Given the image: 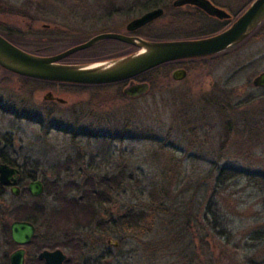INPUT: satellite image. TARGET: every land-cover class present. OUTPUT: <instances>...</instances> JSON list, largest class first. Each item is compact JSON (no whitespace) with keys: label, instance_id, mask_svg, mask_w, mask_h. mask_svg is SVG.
Returning a JSON list of instances; mask_svg holds the SVG:
<instances>
[{"label":"rangeland","instance_id":"1","mask_svg":"<svg viewBox=\"0 0 264 264\" xmlns=\"http://www.w3.org/2000/svg\"><path fill=\"white\" fill-rule=\"evenodd\" d=\"M173 1L0 0V31L27 51L52 56L105 31L123 33L157 5L163 16L137 32L146 39L188 38L226 24L175 9ZM250 1L240 0L233 15ZM111 47L66 61L134 50ZM188 65L181 82L165 67L141 75L150 85L137 98L124 95L126 83L52 84L0 69V161L44 183L38 199L5 198L7 228L31 210L38 214L40 233L27 251L52 245L67 255L66 264H264V89L252 86L264 72V40ZM47 93L65 104L43 101ZM216 102L236 106L231 119ZM223 167L263 183L243 177L218 185L214 176ZM114 176L118 186L105 183ZM54 187L66 196L57 197ZM92 188L108 195L95 202L93 215H62L69 198L82 199ZM129 211L139 219L134 230L120 221ZM15 248L0 236V253Z\"/></svg>","mask_w":264,"mask_h":264},{"label":"water","instance_id":"2","mask_svg":"<svg viewBox=\"0 0 264 264\" xmlns=\"http://www.w3.org/2000/svg\"><path fill=\"white\" fill-rule=\"evenodd\" d=\"M185 5H198L206 14L219 20L229 18L225 11L207 6L209 5L208 1H205L203 6L198 4V0H176L173 3L174 7ZM161 15L162 9L147 12L134 20L129 25V30H135ZM263 20L264 0H254L227 29L204 39L152 42L120 34H101L54 56H40L26 52L0 35V68L19 77L50 83L84 86L115 84L131 80L171 61L205 58L221 54L246 39ZM106 39L132 46L136 51L124 57L84 65L61 63L67 57ZM184 75V71H175L172 78L179 81L184 78ZM252 86L264 88V72L253 78ZM148 90L149 86L146 83L131 82L123 93L127 97L137 98L146 94ZM42 100L65 104L64 100L54 97L52 93L45 94ZM16 181L17 171L6 164H0V195L3 194L6 187H14ZM29 190L33 196H39L43 193V186L40 181H36L29 185ZM11 191L13 195H18L17 188H11ZM34 232V225L30 222L15 221L10 225L11 239L19 246L28 244L33 238ZM39 257L45 259L47 264H62L66 258L59 250L52 253L44 251ZM10 263L24 264V251H15L10 256Z\"/></svg>","mask_w":264,"mask_h":264},{"label":"flooded vegetation","instance_id":"3","mask_svg":"<svg viewBox=\"0 0 264 264\" xmlns=\"http://www.w3.org/2000/svg\"><path fill=\"white\" fill-rule=\"evenodd\" d=\"M175 1L172 2V4H171L172 6H173V3ZM205 1H208V3H209V5H207V6H212L214 8H218L220 10L225 11L229 15V18L228 19H224V20H219V19H217L215 17L209 16L198 5H185V6H182V7H174L173 6V8H175V9H181V8H184V7H189L192 10H195V12L203 15L204 18H206L209 21L218 22V23H226L221 29L215 30V31L210 32V33L196 35V36L188 37V38H180V39H169V38H161V39H158L157 38V39H154V38H152V39H146L141 34H137V32L145 29L147 26H149L150 24L154 23L156 20H158L159 18H161L163 16V14H164V8L162 6L160 7L159 5H157L156 7H153L152 9L144 12L139 17H137V18L129 21L125 25V31L123 33H121V32H115V31H105V32L99 33V34H97L95 36H98V35H101V34H110L111 33V34H120V35L127 36V37H138V38H141V39H144V40H147V41H152V42H169V41H182V40H198V39H204V38H207V37L216 35V34L222 32L223 30L227 29L250 6V4L254 0H251L247 5H245L242 8L241 12L237 16H234L233 15L232 10L233 9H236L238 7V3H239L240 0L229 1L227 3H224L223 5L217 3V2H215L213 0H198V4H200V5L203 6L204 3H205ZM156 9H162V15L159 18L154 19V20L150 21L149 23H147V24H145V25H143V26H141L139 28H136L135 30H129V25L134 20L142 17L147 12H151V11L156 10ZM105 14H108L110 16V13H105ZM95 36H93V37H95ZM93 37H91L90 39H92ZM250 39H252L253 41H262V40H264V20L260 23V25L246 39H244L237 46H235V47H233V48L225 51L224 53H222V55H224L227 52H230V51L234 50L235 48H238L239 46H241L247 40H250ZM89 40H87V41H89ZM87 41H85V42H87ZM113 42H118V43L124 44V43L119 42V41H116V40L106 39V40L98 41L96 44H94L93 46L89 47L88 49H90L92 47H96V46L103 45V49L101 50V52L103 53L106 50L109 51V49H112L111 46H112ZM127 46H129V45H127ZM130 47H132V46H130ZM85 50H87V49H85ZM135 50L136 49H134L131 52L124 53V54H121V55L112 56V57H105V56H102L101 53H99V54L95 55L94 57L90 58L89 60H84V61H79V62H68V61H66L67 58H68L67 57L61 63L62 64H66V65H84V64H89V63L106 61V60L116 59V58H119V57H124V56H127V55L135 52ZM52 56H54V55H52ZM211 57H213V56L205 57V58H196V59L176 60V61H171V62H168V63H164V64H162V65H160L158 67H165L166 70H168L170 72V77H171V79L173 81H175V82H181V81H183L188 76L190 70L192 69V68L189 67V65H188L189 63H193V64L196 65L200 61L205 60L207 58L210 59ZM158 67H156V68H158ZM0 69H2V68H0ZM175 71H184L185 72L184 78L182 80H179V81L174 80L172 78V74ZM5 72H7V71H5ZM148 72L149 71H147L145 73H148ZM8 73H10V72H8ZM145 73H143V74H145ZM260 73H262V72H260ZM10 74H12V73H10ZM143 74H141V75H143ZM13 75H15V74H13ZM141 75L136 76V77L132 78L131 80L123 81L122 83H126L127 86L131 82L132 83H136V84L146 83L149 86L150 85V81L148 80V78L141 79V80L139 79V77ZM55 84H58V83H55ZM115 84H117V83H115ZM98 86L100 87V86H106V85H98ZM256 89H264V88H256ZM49 102L50 103H56L55 101H49ZM0 164H6L10 168L15 169L17 171V181H16V184L14 185V187L17 188V191H18V195L17 196L16 195H13V193L11 191V188H14V187L13 186H8V187L5 188L3 194L0 195V236L2 237L3 240H5V239H7V235H8V237L10 239V242L16 247L15 250H13L10 254L0 253V264H11L10 263V256L15 251H17V250H23L24 251V264H47L46 261H45V259H40V257H39L40 254L43 253L44 251H47V252H51L52 253V252H54L56 250L61 251L62 254L66 257L65 260L62 262V264H66L67 263V260H68L67 255L62 250H60V249L52 248V247H55V246L48 245V246L43 247V248H37V249H34V250L32 249L30 251H27L32 246V244H34V242L37 240V238L39 236L40 231H39V228H38V226L36 224H33V223L30 222L31 224L34 225L35 232H34L33 238L31 239V241L28 244L23 245V246H19V245L15 244L12 241L11 235H10V226H9V228H7V225H8V215H9L8 212H7V207H8V204L7 203H8V200L5 199L6 196H7V194H10L11 197H12V199H16V200L19 199V198H21V197L22 198H26V197L27 198L28 197L30 198L31 197L33 199H38L40 196H42V194L39 195V196H33V194L29 190V185L31 183H33V182L40 181L41 184H42V186H43V192H44V183H43V181L41 179H37L36 177H34L33 174H31L30 172H26L23 166L10 165V164L1 163V162H0ZM24 205H25L24 202H20L19 204H17L18 207L24 206ZM16 221H19V220H16ZM13 222H15V221H13ZM26 222H28V221H26ZM65 238H67V237H65ZM65 242H66L65 245H67L68 240H65ZM62 248H65V247L62 246Z\"/></svg>","mask_w":264,"mask_h":264},{"label":"trees","instance_id":"4","mask_svg":"<svg viewBox=\"0 0 264 264\" xmlns=\"http://www.w3.org/2000/svg\"><path fill=\"white\" fill-rule=\"evenodd\" d=\"M0 35L3 36L6 40H8L9 42H11L12 44H14L15 46H17L18 48H20V49H22V50H24L26 52H30V51H27V50L23 49L17 42H15L13 39H11L5 33H3V32L0 31ZM131 48H133V47H131ZM30 53H33V52H30ZM33 54L40 55V54H37L35 52ZM220 55H222V53L221 54H218V55H215V56H213L211 58L218 57ZM40 56H43V55H40ZM207 59H205V60H207ZM153 70L154 69L149 70V72H151ZM24 79H28V78H24ZM28 80H32V79H28ZM33 81H37V80H33ZM40 82H43V81H40ZM48 83H50V82H48ZM81 86H84V85H81ZM215 106H217L218 109H221L225 113L224 114V117L226 118V121H228V119H227L228 117L231 119L230 113L234 112V110H229V108L230 109L231 108H236V106L234 107V105L233 106H230L229 105V102H226L224 104H220V103H217L216 102V105ZM229 127H232V125H229ZM0 162L1 163H7V164H10V165H13L12 163H10L9 161H7L5 159H2ZM243 177H246L249 181L252 180L256 184L257 183L258 184H260V183L262 184L263 183V180L261 178L253 177V176H250L248 174H244L242 172H239V171H237L235 169H230V168H226V167L220 168L218 170V172L214 176V182H216L218 185H224V184H226L228 182H231V181H234V180H238V179L243 178ZM107 182H108V184L114 183V184H116V186H118L119 185L118 176L111 177V179H108V181H106L105 183H107ZM102 184L105 186L104 182H102ZM54 191H57L58 196L55 195L57 197H61L62 198L63 196H66L65 193L62 192L63 191L62 188H55L54 190H52V192H54ZM83 193L84 194L81 195V197H82V199H85L84 201H86L87 204L86 205L84 204L83 206H81L82 205V204H80L82 202V199L81 198L80 199L77 198V197L69 198L67 202L69 203L68 205H70V208L71 209L70 210H68V209L66 210V208L65 209L64 208H61L62 215L65 216L66 213L71 212V214H72L71 216H76V214H78V213H83V215L86 214L87 216H91V215L94 214L93 207L95 205V202H98V201L101 202L102 201V203H103L108 198V195H107L106 196V199H105V196H104L105 192L104 191L98 192V191L94 190V188L91 189V192L90 191H87V192L85 191ZM79 207H80L81 211L78 210ZM82 210H84V211H82ZM67 215H70V214H67ZM126 215L127 216L125 218L124 217L123 218H120V221L127 227V230H134L135 227L139 223V219H137L134 216V213H132V212H130V213L126 214ZM37 218H38V214H36V210H33V211L31 210L30 211V214H28L26 217H24V219H22V220L21 219H17V218H15V219L16 220H19V221H28V222H31V223L37 225ZM123 219H126V220L125 221H122ZM119 224H120V222H119ZM120 226H123V225L120 224Z\"/></svg>","mask_w":264,"mask_h":264}]
</instances>
